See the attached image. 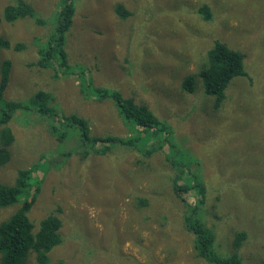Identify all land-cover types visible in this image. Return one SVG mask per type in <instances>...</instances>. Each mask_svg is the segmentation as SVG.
Instances as JSON below:
<instances>
[{
    "label": "rangeland",
    "instance_id": "rangeland-1",
    "mask_svg": "<svg viewBox=\"0 0 264 264\" xmlns=\"http://www.w3.org/2000/svg\"><path fill=\"white\" fill-rule=\"evenodd\" d=\"M19 1L33 17L2 20L4 7ZM65 2L0 0V38L22 44L0 51V61L10 62L2 101L26 103L45 92L48 106L86 121L91 136L121 139L138 132L112 100H94L92 88L145 104L172 133L174 155L193 163L206 190L194 211L200 198L194 190L183 201L175 197L168 145L149 158L118 143L104 155L85 154L77 126L54 133L50 116L19 110L9 123L14 143L0 183L12 184L18 170L37 166L39 192L29 219L37 226L59 209L62 221L50 262L210 264L195 258L183 224L191 216L212 234L214 256L264 264V0H70L74 15L63 41L69 67L55 74L36 61L56 35ZM216 41L243 54L246 76L230 81L214 109L200 80L192 92L181 83ZM73 71L80 74H68ZM16 208L0 209V223ZM239 232L245 238L235 247ZM28 263L36 264L33 255Z\"/></svg>",
    "mask_w": 264,
    "mask_h": 264
},
{
    "label": "trees",
    "instance_id": "trees-1",
    "mask_svg": "<svg viewBox=\"0 0 264 264\" xmlns=\"http://www.w3.org/2000/svg\"><path fill=\"white\" fill-rule=\"evenodd\" d=\"M121 8L117 5L114 12L120 15ZM200 13L204 20L210 17L207 7H203ZM73 15L74 6L70 0H66L57 15L56 35L53 42L51 41L49 46L40 53L36 61L42 68L53 69L55 74H64L61 70L67 71L69 67L63 50V41L64 34L72 23ZM26 17H33L32 9L19 1L14 5H6L1 18L7 23H14ZM10 48L20 50L22 44L16 43L11 46L9 41L0 38V51ZM243 59L241 52L216 41L207 51L205 63L194 75L186 76L181 87L186 92H192L195 80H200L204 93L214 99L213 108H218L225 98V91L230 81L246 76ZM9 64L8 60L0 61V167H4L9 162L10 146L14 143V136L9 127L10 121L17 111L32 109L41 115L50 116L54 133L62 127L77 126L84 143L83 148L87 149L85 154L104 155L118 143L119 146H128L135 149L139 155L149 158L153 153L162 151L164 145H168L169 152L165 154V159L175 170L171 178V187L175 197L183 201L181 195L194 190L200 198L197 203L190 206V210L194 211L203 203L206 190L203 180L197 172L192 170L193 163L185 160L181 162L179 161L181 158L177 159L173 153L175 145L172 143V133L166 125L160 123L145 104H136L133 100L122 98L115 92L109 94L104 89L92 88L94 100L103 101L108 98L112 100L119 108L118 111L123 116L124 122L131 125V129L138 133L136 137H126V139L91 136L86 121L74 116L65 117L48 106L47 103L51 100V96L45 92L36 93L26 103L2 101L7 85ZM68 74L79 75L80 72L73 71ZM85 82V85L89 86L87 81ZM151 140L153 143L150 144ZM35 167L18 170L12 184L0 183V209L17 206L14 212L0 223V264H29L31 255L34 256L36 264H65L62 261L51 263L49 258L51 251L61 243L62 221L58 216L60 210L56 209L39 220L37 226L28 216L36 200V194L39 192L38 179L33 176V173L38 170ZM183 224L193 236L192 247L195 258L203 259L210 264H242L236 254L219 258L211 253L214 239L204 224L193 220L191 216L185 217ZM244 238V232L235 234L233 245L238 247Z\"/></svg>",
    "mask_w": 264,
    "mask_h": 264
}]
</instances>
